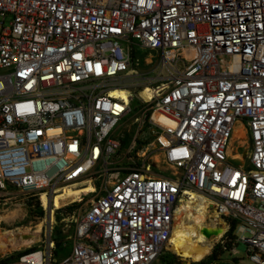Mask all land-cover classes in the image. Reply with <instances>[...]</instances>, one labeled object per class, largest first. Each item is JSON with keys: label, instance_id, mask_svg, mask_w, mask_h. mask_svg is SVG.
Returning <instances> with one entry per match:
<instances>
[{"label": "built area", "instance_id": "2783aa9c", "mask_svg": "<svg viewBox=\"0 0 264 264\" xmlns=\"http://www.w3.org/2000/svg\"><path fill=\"white\" fill-rule=\"evenodd\" d=\"M192 195L264 264V0H0V197L45 215L0 264H173Z\"/></svg>", "mask_w": 264, "mask_h": 264}, {"label": "bare ground", "instance_id": "6f19581e", "mask_svg": "<svg viewBox=\"0 0 264 264\" xmlns=\"http://www.w3.org/2000/svg\"><path fill=\"white\" fill-rule=\"evenodd\" d=\"M145 93L146 91L143 92V94ZM118 94L126 99L129 95L126 89L119 90ZM238 130L236 128V131ZM90 191L91 186L89 184L78 187L67 185L63 187L62 193L54 198L55 208L59 207L60 198H68L70 202H76L79 200L80 194L89 193ZM42 201L43 205L46 206L47 201L43 196ZM206 203L207 201L203 198L192 195L191 198H185L176 211L169 249L185 262L202 260L210 252L213 244L218 241L225 229L223 223L218 225L221 222L220 220L207 219ZM21 214V208H16L11 212L1 214L0 221L13 220ZM44 224L45 218L36 224L33 232H31V227H27V230H13L12 240L8 243L3 242V239L0 238V255L6 250L16 248V241H25L29 244L38 240L36 233L43 230Z\"/></svg>", "mask_w": 264, "mask_h": 264}, {"label": "rangeland", "instance_id": "374dc122", "mask_svg": "<svg viewBox=\"0 0 264 264\" xmlns=\"http://www.w3.org/2000/svg\"><path fill=\"white\" fill-rule=\"evenodd\" d=\"M133 104H135V102ZM89 198L90 197H87L83 199L82 201H80L77 204L76 208L73 210L65 209L63 215L66 216L67 218L66 224H64V222L59 221L58 218L55 219L54 234H58L59 232H62L63 229H64V232L67 233L69 232V230L72 229L74 219L79 214H81L82 210L85 207H87L89 203ZM32 204H33L32 200L27 199L23 196H18L14 200H9V199L6 200L0 197V215L11 212L15 210L16 208H21V213H22L21 215L16 216L13 220H1L0 221V238L3 239V242L8 243L12 240L13 230H27V227H31V232H33L36 228V224L44 219L45 215L43 214V212L40 209H38L37 206H34ZM42 232L43 230L40 233H36L38 235V240L32 243L28 244V243H25V241H16V244H17L16 248L6 250L1 256L2 257L13 256V255H16L18 252L23 251L24 249H27L30 244L36 245L40 243ZM218 242L219 241H216L213 244L210 252L212 251V249L214 248L216 244H221L220 242L219 243ZM205 257L203 259H205ZM175 261L178 264H202L201 260L185 262L183 259L177 258ZM204 264H254V263L251 262L246 256V245L243 242H240L237 244L235 251L227 252V250H225L218 260L207 262Z\"/></svg>", "mask_w": 264, "mask_h": 264}, {"label": "trees", "instance_id": "16d2710c", "mask_svg": "<svg viewBox=\"0 0 264 264\" xmlns=\"http://www.w3.org/2000/svg\"><path fill=\"white\" fill-rule=\"evenodd\" d=\"M232 230H233V225H231V227L229 228V230L227 232V236L230 239V241L226 242L224 245L216 244L214 246V248L212 249V251L205 257V259L201 260L202 264L218 260L221 257V255L224 253V251L228 250L231 247L232 238H233L232 234H231ZM34 248L35 247L24 249L23 251L18 252L16 255L9 256V257H7L5 259H1L0 261L3 262V261H8L10 259H14L18 255H20V254H22L24 252H28V251H30V250H32ZM175 260H176V258L174 256L170 258V262H172L173 264H178V263H176Z\"/></svg>", "mask_w": 264, "mask_h": 264}, {"label": "water", "instance_id": "95a60500", "mask_svg": "<svg viewBox=\"0 0 264 264\" xmlns=\"http://www.w3.org/2000/svg\"><path fill=\"white\" fill-rule=\"evenodd\" d=\"M1 256V255H0Z\"/></svg>", "mask_w": 264, "mask_h": 264}]
</instances>
